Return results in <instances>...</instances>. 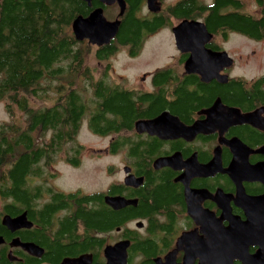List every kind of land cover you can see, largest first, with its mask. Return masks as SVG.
Segmentation results:
<instances>
[{
	"label": "flooded vegetation",
	"instance_id": "af4514ba",
	"mask_svg": "<svg viewBox=\"0 0 264 264\" xmlns=\"http://www.w3.org/2000/svg\"><path fill=\"white\" fill-rule=\"evenodd\" d=\"M123 1L125 14L129 5ZM87 7L86 18L101 8L107 21L120 22L119 30L124 15L119 17L116 2L91 0ZM175 8L185 11L175 18ZM249 8L258 12L251 22L261 26L264 0H139V22L154 29L142 30L137 42L120 46L117 34L101 46L80 41L94 51L99 66L125 53L131 61L144 59L145 70L131 86L78 89L85 119L74 141L49 146L38 140L34 208L31 215L26 209L12 214L1 206L0 258L27 264L30 256L10 246L17 239L48 253V260L35 257V264L78 258L82 264H120V243H127L124 264H264V84L255 86L264 72L249 80L235 74L238 60L228 47L240 38L264 49V29L238 32L224 17L253 16ZM181 23L191 25L181 30L177 47L173 29ZM164 36L168 51L147 49ZM223 52L233 59L230 67L219 65L217 75L226 81L201 75L215 73L208 59L186 71L191 54L199 59ZM112 101L117 110L107 109ZM95 119L98 130L91 125ZM140 123L150 126L142 130ZM179 125L196 132L168 135ZM84 134L102 143L90 152L79 142ZM90 162L99 167V177L94 169L87 174ZM106 199L130 204L114 208ZM24 212L31 229L10 232L2 226L4 216ZM104 214L125 221L119 227L89 225L87 217Z\"/></svg>",
	"mask_w": 264,
	"mask_h": 264
},
{
	"label": "trees",
	"instance_id": "16d2710c",
	"mask_svg": "<svg viewBox=\"0 0 264 264\" xmlns=\"http://www.w3.org/2000/svg\"><path fill=\"white\" fill-rule=\"evenodd\" d=\"M127 2L129 8L123 14L116 37L120 46L137 42L143 36L142 30L154 29L145 28L139 22L136 15L139 0ZM85 3L82 0H0V102H5L10 113L16 107L25 122L23 127L0 125V201L4 212L13 214L26 209L31 215L35 199V147L39 139H44L49 146L74 141L85 119L78 89L113 86L102 80L95 84L90 79L85 66V55L90 48L77 42L71 31L73 20L84 18L89 12ZM184 11V8H175L170 14L177 18ZM224 17L230 19L232 30L238 32L250 35L264 29V13L260 16L261 26L251 22L256 16L231 13ZM103 51L111 52V49L105 47ZM260 84H264V75L255 82V86ZM228 86L241 84L230 82ZM32 100L35 106L30 103ZM116 105L112 101L107 109L117 110ZM97 121L91 125L98 130L101 124ZM107 215L89 216L88 223L96 228L119 227L125 221L120 217L115 223ZM3 231L0 226L1 235L5 234ZM48 256L46 253L42 259L48 260ZM0 259V264H12L4 257ZM26 261L35 264V258L26 257Z\"/></svg>",
	"mask_w": 264,
	"mask_h": 264
},
{
	"label": "water",
	"instance_id": "95a60500",
	"mask_svg": "<svg viewBox=\"0 0 264 264\" xmlns=\"http://www.w3.org/2000/svg\"><path fill=\"white\" fill-rule=\"evenodd\" d=\"M84 3L90 5L91 0H82ZM101 4L110 6L114 4L115 2L118 4L119 7V17H122L125 12V3L123 0H98ZM152 11H158V8H152ZM120 22L118 20L114 22H109L105 19L103 16V10L101 8L94 10L87 18L83 17H77L73 20L71 24V31L73 33V36L77 42L83 41L84 39H88L89 43L96 44L98 46L108 44L112 38L115 37L118 31ZM189 23H181L177 27L173 29V35L176 41V46L179 47L181 44V30ZM191 25V24H189ZM201 27V26H200ZM203 28V27H202ZM184 38V37H183ZM209 57V58H208ZM208 57L200 56L199 59H197L194 56V53L191 54V57L188 59V63H186L185 68L187 72L193 71V67L195 66V63L200 62L202 59H208L209 61H212L214 65L215 73L207 74V73H201L203 77H207V79L211 78H217L220 82L225 80V77L218 76V70L221 66L230 67L233 64V59L229 57L226 53H211ZM220 65V67H219ZM219 67V68H218ZM211 72V71H210ZM252 118V115L245 116L243 119L244 121H248ZM181 125V124H180ZM179 125V126H180ZM141 129L145 130L147 129L150 124L149 123H140ZM173 132L172 134L168 133V135L177 136V135H184V134H190L193 132H196L194 127L190 128H184L183 126H180L176 129L171 130ZM106 203L111 205L112 207H123L125 204H130L129 202L120 201V203H116V201H110L106 199ZM114 207V208H115ZM1 224L5 229H7L10 232H14L18 229H31L32 223L31 221H27L26 218V212L22 213L21 215L15 218H11L10 216H4L2 218ZM4 243V240L2 237H0V245ZM11 247H19L22 251H24L27 255H29L31 258H40L43 256L44 251L40 249L39 247L35 246L33 243H20L18 240H13L10 244ZM119 247V263L124 264L125 262V250L127 247V243H120ZM10 260H13L15 258H12L11 255L9 256ZM82 258L78 259H66L62 262V264H82L81 261ZM186 264V263H185Z\"/></svg>",
	"mask_w": 264,
	"mask_h": 264
},
{
	"label": "rangeland",
	"instance_id": "374dc122",
	"mask_svg": "<svg viewBox=\"0 0 264 264\" xmlns=\"http://www.w3.org/2000/svg\"><path fill=\"white\" fill-rule=\"evenodd\" d=\"M111 13L113 12L111 11ZM247 13L256 16L258 12L253 10L252 8H249V10H247ZM167 40V37L164 36L162 37V39L154 42V44L152 43L147 49L151 50L153 53L156 52L155 50L158 51L160 48L162 49V51H168V47L166 45ZM157 47L160 48L156 49ZM228 47H230L231 55L236 60H238L234 72L235 74L242 75L247 80H249L250 78L259 76L261 72H264V49L262 48L261 44L253 43L239 38L228 44ZM252 51H256V54L254 56H250V53ZM171 53L173 52L169 51L167 54ZM87 54L88 57L87 61H85V66L88 67L91 75L90 79H92V81L94 82L98 80L103 73L105 74L103 76L104 81L107 83H116L119 85L131 86V84L134 83L138 79V76H141V73L145 70V64H143L144 59H140L136 62L131 61L125 58V53H120V55H118L116 58H113L110 61V64H106V62H103V66L97 65L96 59L94 57V51L92 49H89L87 51ZM240 56L243 57L242 60H239ZM145 57H148V55ZM104 66H107V68H105ZM30 103L35 106L34 100H32ZM5 107V102H0V125L5 124L23 127L25 125V122L22 113L18 111L16 107H13L12 112L10 113ZM80 137L81 138L79 142L86 148H88V151L90 152L91 148L99 146L101 142L87 134H84ZM85 169H89L87 170V174H90L92 172V169H94L96 173H94L93 175H96L95 177H99L100 175L99 167L94 166L93 162L86 164ZM75 178L76 181H78L80 179V176H77ZM87 179L90 178L87 177ZM1 205L2 203L0 201V209Z\"/></svg>",
	"mask_w": 264,
	"mask_h": 264
}]
</instances>
